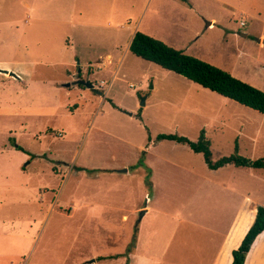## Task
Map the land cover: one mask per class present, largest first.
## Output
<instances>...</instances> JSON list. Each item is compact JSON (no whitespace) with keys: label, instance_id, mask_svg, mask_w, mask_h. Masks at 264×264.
Wrapping results in <instances>:
<instances>
[{"label":"rangeland","instance_id":"obj_1","mask_svg":"<svg viewBox=\"0 0 264 264\" xmlns=\"http://www.w3.org/2000/svg\"><path fill=\"white\" fill-rule=\"evenodd\" d=\"M134 27L264 91V0H0L21 70L0 76V264H208L226 215L201 176L264 200V169L156 140L261 159L264 115L134 55Z\"/></svg>","mask_w":264,"mask_h":264},{"label":"trees","instance_id":"obj_2","mask_svg":"<svg viewBox=\"0 0 264 264\" xmlns=\"http://www.w3.org/2000/svg\"><path fill=\"white\" fill-rule=\"evenodd\" d=\"M128 49L137 57L153 62L164 70L177 73L203 88L264 115V91L232 76L222 68L188 55L183 50L173 48L163 41L140 31L134 33ZM156 140H171L188 145L193 152L203 154L205 163L212 170L227 164H233L237 167L264 169V158L252 160L238 154H231L213 161L210 142L205 137L203 130L197 141H191L176 134H158ZM17 148L21 149L20 146H17ZM263 230L264 206H258L253 224L245 234L239 247L232 252L233 260L231 264H244L245 257L253 241Z\"/></svg>","mask_w":264,"mask_h":264},{"label":"crops","instance_id":"obj_3","mask_svg":"<svg viewBox=\"0 0 264 264\" xmlns=\"http://www.w3.org/2000/svg\"><path fill=\"white\" fill-rule=\"evenodd\" d=\"M125 27H129V26L125 25ZM136 31H138L136 27L132 28V33H133L132 37ZM260 46L261 47L259 49H261L262 46L264 47V43H262ZM107 58L109 59L111 58V56L108 55ZM256 63L258 64L257 66L259 70L264 69V57H262V59L258 58ZM18 67H19V63H11V62L8 63V62L0 61V69L12 71L13 70L12 68H14V71L12 72L16 73L19 76V78L13 77V79L21 78L20 74L17 73V71L21 73V70H19ZM117 67L112 71V80H114L118 74ZM0 74L1 77L8 75L7 73H1V72ZM225 166L226 165H224L220 169L225 168ZM220 169H216L215 172H218V170ZM207 177L201 176L202 179H204L206 182L211 184L212 186L211 191L214 194L219 191H224L223 194L221 195L222 197L220 199H216L217 201L219 200L221 206L220 208H216L215 209L216 211L213 212L214 217L218 214H223L224 216L226 215L225 217L226 220L224 221L223 228H220L217 222H213L212 230L208 229V231L211 234V238L213 236L214 240L217 241L214 245V249L211 248L212 249L211 258L208 264H231L233 260V256H232L233 250L237 249L241 244V241L243 240L245 234L247 233V231L249 230V228L251 227V225L255 220L257 207L264 206V200L261 196L258 195L259 192L257 193V196H255L254 198L250 196L249 190H244L241 187L243 183L234 184L232 182H229L228 180L224 181V180H220L219 178L210 179ZM213 193L208 195L212 198V195H214ZM223 199H224V204H222ZM146 207H147L146 212L151 209L149 206ZM199 256H203V255H199ZM244 264H264V230L253 241L245 257Z\"/></svg>","mask_w":264,"mask_h":264},{"label":"water","instance_id":"obj_4","mask_svg":"<svg viewBox=\"0 0 264 264\" xmlns=\"http://www.w3.org/2000/svg\"><path fill=\"white\" fill-rule=\"evenodd\" d=\"M209 25H211V22H206V26H209ZM242 35L244 37L246 36V34H242ZM0 72L1 73H7L9 76H12L14 78H19V76L16 73L12 72V71H7V70H4V69H0ZM78 72H80V71L78 70ZM79 83L84 85L88 89H91V90L95 91L94 85L92 83H90L88 81H79ZM140 105L141 106L145 105V98L144 97L141 98V104ZM123 171H126V169H124ZM141 214H143V213H141Z\"/></svg>","mask_w":264,"mask_h":264},{"label":"built area","instance_id":"obj_5","mask_svg":"<svg viewBox=\"0 0 264 264\" xmlns=\"http://www.w3.org/2000/svg\"><path fill=\"white\" fill-rule=\"evenodd\" d=\"M240 24H241V25H244L245 23H244V21H242Z\"/></svg>","mask_w":264,"mask_h":264}]
</instances>
